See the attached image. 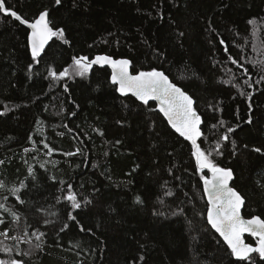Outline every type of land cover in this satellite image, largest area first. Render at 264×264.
Wrapping results in <instances>:
<instances>
[{
  "label": "trees",
  "instance_id": "trees-1",
  "mask_svg": "<svg viewBox=\"0 0 264 264\" xmlns=\"http://www.w3.org/2000/svg\"><path fill=\"white\" fill-rule=\"evenodd\" d=\"M5 5L28 21L49 11L64 38L53 37L37 63L29 30L0 11V180L7 185L0 189V204L20 217L17 222L0 208L5 221L0 232L9 236L0 241L13 248L11 254L0 252V259L249 264L236 260L207 222L209 204L190 142L171 128L155 103L122 96L109 68L94 66L83 77L61 80L52 79L49 70L62 71L73 57L109 55L130 59L134 73L165 71L197 101L206 137L202 147L220 141L223 155L214 159L233 170L234 187L246 200L244 216L264 218V82L255 83L260 72L248 63L264 60V0H61L59 5L5 0ZM230 56L248 67L252 87L243 83L247 77ZM229 79L232 84L223 83ZM21 183L26 187L17 195L24 203L11 192ZM69 185L80 209L65 199ZM85 199L91 203L85 205ZM37 229L45 233L41 248L34 246ZM25 231L31 244L11 239ZM20 251L31 254L20 256ZM251 260L264 264L255 253Z\"/></svg>",
  "mask_w": 264,
  "mask_h": 264
},
{
  "label": "snow or ice",
  "instance_id": "snow-or-ice-1",
  "mask_svg": "<svg viewBox=\"0 0 264 264\" xmlns=\"http://www.w3.org/2000/svg\"><path fill=\"white\" fill-rule=\"evenodd\" d=\"M55 3L59 5L61 0H55ZM0 11L14 17L17 21L28 25L32 29L30 36L31 43V55L32 59L39 63V57L45 50V45L52 37L64 38V29L56 28L51 26V22L48 19L49 13L47 10L42 11L38 14L33 22H29L27 19H23L16 11L5 6V0H0ZM250 24L255 25L256 21H249ZM255 34V30H254ZM65 43H68L65 40ZM224 44V41H220ZM224 51L227 52V46L225 45ZM231 62L237 65L238 68L242 69V74L247 77L243 80L245 85L252 87V76L249 74L248 67H245L240 60L229 57ZM260 72V77L255 81L256 84L264 82V60L260 61H248ZM132 62L128 59H113L109 55H98L94 59L89 60L87 56L73 57L72 64L69 67H65L62 71L57 72L55 68L49 70V76L54 80H61L65 77L80 76L83 77L88 74L93 65H110L113 69L111 74V82L114 85H118V91L127 96L131 93L144 105H148L150 101L159 102V111L163 113L164 117L167 118L168 123L171 127L185 140L190 142L192 148V155L195 157L196 167L201 174L203 180V191L207 196V202L210 207L207 210V222L211 225L217 233L223 237L231 250V254L238 261H248L252 264V254L255 253L261 260H264V218L259 215L253 216L251 219H244L241 216V208L245 204L244 197L234 187H230V181L233 180V170L229 167L219 166L215 159V156L223 155L220 151L222 145L220 141H216L215 147L209 145L207 148L202 147L204 140L201 138L205 137L204 132L201 129L204 123L200 113L197 111V101L193 95L185 91V89L173 82L165 71L158 70L156 68L150 71H139L137 74H132L130 71ZM231 72V69H228ZM225 84H232L233 79L223 81ZM67 90V85L64 86ZM237 89H240V84H235ZM240 95H245L243 91H240ZM248 99L251 100V94H247ZM251 105H249L250 107ZM0 115H4V112H0ZM75 115V113H72ZM221 125L224 121L219 122ZM251 123V119L248 120ZM213 128L217 125H212ZM234 131L233 128H229L228 132ZM103 135V133H100ZM222 139L227 141L228 135H223ZM199 141V142H198ZM235 142L233 141V145ZM45 148L49 149V152L54 149L49 148L48 144L44 145ZM247 147V145H245ZM25 151H29L25 149ZM77 151H80L77 149ZM255 152H261V148H255ZM76 153L69 152L67 155L72 156ZM3 161H0L2 164ZM43 167V165H41ZM205 170L211 173V176L205 174ZM33 169L29 168V174H32ZM54 179V178H53ZM7 185L0 180V189H5ZM26 185L21 183L20 186L13 187L11 192L16 195V199L20 203H24L20 196L17 195ZM68 194L65 197L67 201L71 203L72 209H80L82 202L77 198L75 192L71 191V185L68 186ZM172 195V193H168ZM137 203H142L139 196L136 197ZM85 205L91 203L90 200L85 199L83 201ZM0 208L7 212H10L12 217L18 222L20 220L19 215L9 208H6L4 204H0ZM181 212L183 209L180 210ZM55 214V213H53ZM69 219L76 221V216L71 213L68 214ZM5 221L0 219V225L4 224ZM47 223V222H46ZM68 225L65 224L60 231H64ZM80 231H85L84 226L80 225ZM91 231V229H88ZM250 233L251 236L257 237L256 246L252 244H246L243 240V234ZM0 236L9 238L8 231L0 232ZM35 240L38 242L34 246L35 248H41V238L45 236L44 232H40L39 229L33 233ZM21 243L31 244L32 240L28 237L27 231L24 232L23 236L17 235L11 237ZM0 245H3V241H0ZM0 252L11 254L13 248L8 245L0 247ZM30 252L20 251V256H29ZM142 260L143 257H140ZM0 264H24V260L9 258L7 260L0 259Z\"/></svg>",
  "mask_w": 264,
  "mask_h": 264
},
{
  "label": "water",
  "instance_id": "water-1",
  "mask_svg": "<svg viewBox=\"0 0 264 264\" xmlns=\"http://www.w3.org/2000/svg\"><path fill=\"white\" fill-rule=\"evenodd\" d=\"M6 6V5H5ZM7 7V6H6ZM13 10V9H12ZM15 11V10H14ZM48 13H49V11H48ZM5 15H9V14H6V13H4ZM19 14V13H18ZM20 15V14H19ZM10 16V15H9ZM21 16V15H20ZM22 17V16H21ZM14 18V17H13ZM23 18V17H22ZM15 19V18H14ZM23 19H25V18H23ZM48 19H49V21L51 22V19H50V13H49V16H48ZM20 22V21H19ZM30 23L31 22H33V21H29ZM21 23V22H20ZM24 27H26L28 30H29V47H30V51H31V43H30V36H31V32H32V29L30 28V27H28V25H26V24H23V23H21ZM51 26H52V23H51ZM53 27V26H52ZM52 39H53V37L48 41V43L45 45V50H44V52L41 54V56L39 57V58H41L43 55H44V53L46 52V50L48 49V47H49V45L51 44V42H52ZM112 57V56H111ZM38 58V59H39ZM113 59H117V60H119V59H127V58H115V57H112ZM128 60H130V59H128ZM131 61V60H130ZM94 66H98V67H102V68H109L110 69V71H111V73H112V71H113V69L111 68V66L110 65H103V66H100V65H93V67ZM130 71L132 72V74H137V73H134L133 72V70H132V64H131V67H130ZM166 74V73H165ZM167 75V74H166ZM170 78V77H169ZM171 79V78H170ZM118 86V85H117ZM120 93V92H119ZM121 94V93H120ZM122 95V94H121ZM122 96H124V95H122ZM127 96H132V97H134V98H136L135 96H133L131 93H129ZM137 99V98H136ZM138 100V99H137ZM138 101H140V100H138ZM141 102V101H140ZM151 102H153V103H155L156 104V106H157V110H158V112H160L159 111V102L158 101H150L149 103H151ZM161 113V112H160ZM162 115H163V113H161ZM164 116V115H163ZM166 118V117H165ZM203 119V118H202ZM166 120H167V118H166ZM203 125V124H202ZM171 126V125H170ZM172 128V127H171ZM173 129V128H172ZM201 129H202V126H201ZM174 130V129H173ZM175 131V130H174ZM233 175H234V178H233V180L232 181H230V184H229V186L230 187H234V181H235V174H234V172H233ZM209 176H211V173H209ZM235 188V187H234ZM236 189V188H235ZM237 190V189H236ZM238 191V190H237ZM239 192V191H238ZM241 194V193H240ZM205 196H206V194H205ZM206 199H207V196H206ZM245 199V198H244ZM245 205H246V200H245V204H244V206L241 208V216L244 218V219H251V218H247V217H245L244 216V214H243V211H244V208H245ZM209 207H210V205H209ZM211 226V225H210ZM214 231H215V229H213ZM216 232V231H215ZM217 233V232H216ZM219 236H220V234L219 233H217ZM221 237V236H220ZM222 239H223V237H221ZM247 238H251V239H253V240H255V243H257V237H253V236H251V234L250 233H244L243 234V240H244V242L246 243V244H251V243H248V241H247ZM223 241H224V239H223ZM225 242V241H224ZM226 243V242H225ZM227 244V243H226ZM228 246V245H227ZM254 246V245H253Z\"/></svg>",
  "mask_w": 264,
  "mask_h": 264
},
{
  "label": "rangeland",
  "instance_id": "rangeland-1",
  "mask_svg": "<svg viewBox=\"0 0 264 264\" xmlns=\"http://www.w3.org/2000/svg\"><path fill=\"white\" fill-rule=\"evenodd\" d=\"M99 189H100V191H104L103 193H105V195L108 197L110 194H108V190L106 189V186H105V184L103 183V184H101L100 183V186H99Z\"/></svg>",
  "mask_w": 264,
  "mask_h": 264
}]
</instances>
